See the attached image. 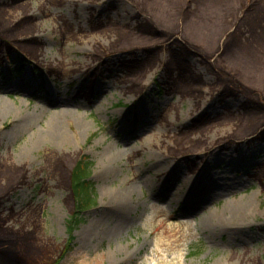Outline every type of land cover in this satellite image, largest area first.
Instances as JSON below:
<instances>
[{
    "label": "rangeland",
    "instance_id": "obj_1",
    "mask_svg": "<svg viewBox=\"0 0 264 264\" xmlns=\"http://www.w3.org/2000/svg\"><path fill=\"white\" fill-rule=\"evenodd\" d=\"M0 1L9 28L33 19L15 40L37 39L31 61L0 50V233L24 257L36 231L56 264H83L79 251L92 264H264V139L231 141L264 113L223 75L264 86V0ZM148 15L212 55L224 46L217 73L187 52L178 68L179 44L142 32ZM74 105L85 126L63 118ZM59 119L70 142L48 136ZM83 157L96 202L71 231L68 169Z\"/></svg>",
    "mask_w": 264,
    "mask_h": 264
},
{
    "label": "trees",
    "instance_id": "obj_2",
    "mask_svg": "<svg viewBox=\"0 0 264 264\" xmlns=\"http://www.w3.org/2000/svg\"><path fill=\"white\" fill-rule=\"evenodd\" d=\"M217 2H220L222 0H216ZM22 2V0H12V3L15 5L17 3ZM213 2V0H212ZM254 4V3H253ZM0 6L5 7L3 11H7L6 4H0ZM1 7V8H2ZM255 5H249L247 9L245 10V13L243 14V18L245 15L250 12L252 9H254ZM27 8V7H26ZM210 8H205L204 13L208 12ZM3 11H0V45L1 49L2 47H5L6 49L10 50L11 52H14V49L17 48L20 51L28 52L32 57L38 58L37 52L31 49V45L37 41L36 38L26 39L24 41H17L15 40L18 38V33L16 30L21 28H26V31L33 32L34 27L33 24H31V21L33 19H26L24 22V25L18 24L14 29L9 28L10 18L7 19V17L4 14ZM150 14H152L150 12ZM153 15V14H152ZM155 18H157L156 15H153ZM161 18L159 21H161ZM158 19V18H157ZM153 20V17L151 15H148L145 17L144 22L141 24L142 32L146 35L152 36L157 39L161 38H169V41H176V43L179 44V49L176 54V51H174L175 55H173V60L178 64V68H183L187 70L189 67L188 61L185 59V52L195 54L196 56L200 57L202 59V62L207 64L210 67V70L213 73H217L215 68L213 67L211 63V59H213L217 54L224 52V46H221L217 53L214 55L205 52L202 50L201 47L192 44L187 40L186 37H179L176 34H171L168 30L163 29L160 27L157 23L158 20ZM240 21V20H239ZM242 21V19H241ZM3 22V23H2ZM23 26V27H22ZM169 28H172L171 26H167ZM232 29V30H231ZM227 32V38L225 41H228L230 38L233 37L234 32L237 30H240L239 26H234V28H231ZM154 44L152 45H134V46H128V47H122L120 49L121 52H130V51H138V50H146L149 51V49H153ZM0 49V50H1ZM182 49V52L180 51ZM150 52V51H149ZM152 52V51H151ZM150 52V53H151ZM30 57V56H29ZM31 58V57H30ZM23 61V59H21ZM136 61H133L131 63L135 64ZM136 64H138L136 62ZM141 65V63H139ZM186 64V65H185ZM169 66V65H168ZM127 67V66H126ZM171 67V66H170ZM172 71V69H171ZM21 72V69L17 70V73L19 74ZM224 73V74H223ZM222 74L226 75V83H225V90L229 92H241L245 95L246 101H245V110L248 112L255 111V112H261L264 113V86L260 85L259 83H255V81L249 80L250 78L245 75H242V79L240 80H233L234 78H230L232 75L230 73L223 72ZM221 74V75H222ZM233 74V73H232ZM222 75V77H223ZM230 78V79H229ZM197 80V78H195ZM230 80V81H229ZM261 137L264 139V119L256 126L251 128H245L242 131H239L236 133L231 141H240L249 137ZM59 172L64 173V168L62 164L60 163L59 168H57ZM92 176V163L88 161L86 157H83L75 162H72L68 169V182L70 186V190L72 193V214L71 218L69 220V228L71 231H73L74 227L79 226L81 223L85 222V212L91 208L95 202H96V193H95V184L93 180L91 179ZM6 196V195H5ZM5 196L0 197V209L4 204V198ZM2 210H0V230L4 229L6 227V221L2 220L1 217ZM11 234L8 236L3 235L0 233V264H56V262H53V255L51 254L49 248L47 245H37L39 242L37 232L34 231L33 233H30V239L26 242L28 244V247H26V253L23 248V252L25 257L23 256V253L19 251V248L17 247V244L14 243L10 237ZM29 242V243H28ZM67 251L63 252V255H65ZM62 255V256H63Z\"/></svg>",
    "mask_w": 264,
    "mask_h": 264
},
{
    "label": "bare ground",
    "instance_id": "obj_3",
    "mask_svg": "<svg viewBox=\"0 0 264 264\" xmlns=\"http://www.w3.org/2000/svg\"><path fill=\"white\" fill-rule=\"evenodd\" d=\"M0 6V11H3L5 9V7H2ZM4 8V9H3ZM67 100V99H66ZM69 101V100H67ZM62 113H64L63 115V118L70 121V120H76L78 122V124H83V121L81 120L80 116H79V112H78V109H77V105H76V108H75V105H74V109H70V111L68 112V110H60ZM64 111V112H63ZM63 123H64V120L62 119H59L57 121H54V123L52 124V126L50 127L49 129V137L50 138H55L57 140H61V141H65V142H70V137L69 135L64 131V128H63ZM85 126V125H84ZM87 127V126H86ZM89 127V126H88ZM248 139V138H247ZM246 208L242 207V208H235L232 210V214L230 213L231 217H235V216H240V217H243L245 214ZM93 238V237H92ZM79 254V258H82V261L81 263L83 264H92L94 263V259H89L88 256L86 255L85 252H81L79 251L78 252Z\"/></svg>",
    "mask_w": 264,
    "mask_h": 264
},
{
    "label": "water",
    "instance_id": "obj_4",
    "mask_svg": "<svg viewBox=\"0 0 264 264\" xmlns=\"http://www.w3.org/2000/svg\"><path fill=\"white\" fill-rule=\"evenodd\" d=\"M195 55V54H194Z\"/></svg>",
    "mask_w": 264,
    "mask_h": 264
}]
</instances>
